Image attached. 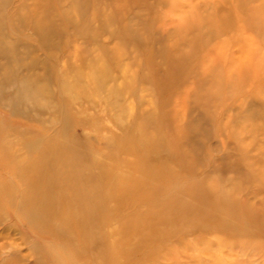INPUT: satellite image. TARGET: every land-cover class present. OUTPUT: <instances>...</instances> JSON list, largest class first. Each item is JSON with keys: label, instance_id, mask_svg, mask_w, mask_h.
Wrapping results in <instances>:
<instances>
[{"label": "rangeland", "instance_id": "rangeland-1", "mask_svg": "<svg viewBox=\"0 0 264 264\" xmlns=\"http://www.w3.org/2000/svg\"><path fill=\"white\" fill-rule=\"evenodd\" d=\"M133 2L0 0V264H264V0Z\"/></svg>", "mask_w": 264, "mask_h": 264}, {"label": "bare ground", "instance_id": "bare-ground-1", "mask_svg": "<svg viewBox=\"0 0 264 264\" xmlns=\"http://www.w3.org/2000/svg\"><path fill=\"white\" fill-rule=\"evenodd\" d=\"M137 0H134V2H136ZM133 2V3H134ZM19 162V161H18ZM19 164H22V162H19ZM75 194H81V196H77V195H73L72 196V199L73 198H80V199H85V194H82V193H79V192H75ZM12 204V203H11ZM10 205V204H9ZM11 206V205H10ZM13 207V206H11ZM14 209V208H13ZM19 212V216L17 215L16 218L19 219L20 217H22V219H25V221H29L28 219L31 218L32 214L30 213L31 211H21L20 209H18L17 207L14 209V212ZM30 223V222H29Z\"/></svg>", "mask_w": 264, "mask_h": 264}]
</instances>
